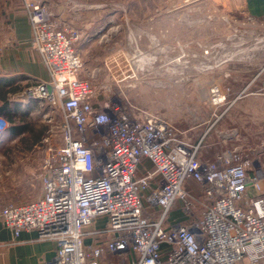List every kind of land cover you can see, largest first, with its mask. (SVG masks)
Here are the masks:
<instances>
[{
    "label": "built area",
    "instance_id": "built-area-1",
    "mask_svg": "<svg viewBox=\"0 0 264 264\" xmlns=\"http://www.w3.org/2000/svg\"><path fill=\"white\" fill-rule=\"evenodd\" d=\"M21 2L31 43L49 73L28 84L23 99L63 111L64 144L44 161L39 197L0 205L4 225L16 237L27 230L54 241L56 254L43 264H99L103 253L126 250L136 254L135 264H238L245 257L258 264L264 257V164L238 147L230 157L203 161L199 144L182 139L163 116L140 117L118 103H96L98 91L81 77L80 35L62 25L49 0ZM212 92L215 102L226 99L218 86ZM258 94L264 95V80ZM8 125L0 113V136ZM144 160L153 169L138 174ZM188 180L200 185L206 203L201 217ZM145 198L160 207L158 217L146 212ZM176 201L188 222L168 225ZM100 215L108 216L111 236L86 246V228ZM162 243L169 246L165 257Z\"/></svg>",
    "mask_w": 264,
    "mask_h": 264
},
{
    "label": "rangeland",
    "instance_id": "rangeland-1",
    "mask_svg": "<svg viewBox=\"0 0 264 264\" xmlns=\"http://www.w3.org/2000/svg\"><path fill=\"white\" fill-rule=\"evenodd\" d=\"M8 1L0 0V56L15 46L3 41L8 33ZM49 2L62 25L80 35L75 46L85 62L81 77L98 91L96 103H118L135 115L163 116L178 130L183 125L197 126L198 101L219 103L212 92L218 85L214 83V68L224 66L231 55L232 59L246 60L264 54V18L249 15L243 5L231 9L235 0ZM237 52L242 54L235 56ZM208 84L209 95L204 86ZM187 102L191 105L189 119ZM260 109L264 115V106ZM11 114L7 130L0 136V205L39 196L44 161L64 144V113L60 108L23 99ZM225 133L230 135L225 139L244 143L233 148L246 149L251 158L264 164V138L251 146L242 136L239 139L235 127ZM201 203L204 211L206 203ZM196 209L199 217L202 213Z\"/></svg>",
    "mask_w": 264,
    "mask_h": 264
},
{
    "label": "crops",
    "instance_id": "crops-1",
    "mask_svg": "<svg viewBox=\"0 0 264 264\" xmlns=\"http://www.w3.org/2000/svg\"><path fill=\"white\" fill-rule=\"evenodd\" d=\"M240 1L238 6L236 4L231 8L243 5L249 15L264 18V0ZM6 21L8 22L6 26L8 33L3 41L9 40L15 46L6 49L4 55L0 56V77H5L8 81L7 89L11 91L9 93L11 102L19 103L23 100V90L30 81L33 83L47 80L49 73L40 52L31 43V24L21 0L7 2ZM240 53L242 54V52H237L235 56H240ZM256 55L246 60L232 59L233 55H231L224 66L214 68V83L218 84L221 93L227 98L213 105L206 101H198L200 120L197 126L183 125L181 130L174 127L182 139L199 144L198 156L201 160L213 161L221 154L230 157L231 150H233L230 147L233 148L234 144L238 147L244 146V143L236 142V139L224 138L225 132L234 127L239 131V139L242 136L243 141L251 146L258 144L259 140L264 138V115L260 109L264 106V95L258 94L264 80V54ZM204 86L208 87L205 91L209 95V84ZM2 102L0 98V106ZM187 104V118L189 119L188 110L191 105L189 102ZM142 114L134 115L143 117L152 113ZM243 122L247 124L242 127L240 124ZM259 123L263 124L258 125ZM150 169H153V164L149 160H144L139 167L138 174ZM187 187L188 195L190 199H193L197 208L196 211L198 210V214L202 213L199 215L201 217L203 211L199 206L202 201L201 198H197L200 195V185L194 180H188ZM143 195L146 197L147 191ZM37 197L31 199L26 197L24 201L19 202H27ZM196 203L199 205L196 206ZM144 204L146 212L156 217L159 216L160 207L158 205L150 204L146 198ZM187 222L188 217L182 209L181 201H176L171 208L167 224H186ZM108 224V216L100 215L91 225L87 226L85 245L105 243L111 236L106 230ZM56 249L57 245L54 241L39 238L36 231L23 230L19 236H14L12 230L0 220V264H43L54 257ZM168 249V244L162 243L163 257L166 256ZM135 259L136 254L132 250L107 251L100 256L99 264H135ZM238 264L252 263L249 257H245ZM258 264H264V257Z\"/></svg>",
    "mask_w": 264,
    "mask_h": 264
},
{
    "label": "trees",
    "instance_id": "trees-1",
    "mask_svg": "<svg viewBox=\"0 0 264 264\" xmlns=\"http://www.w3.org/2000/svg\"><path fill=\"white\" fill-rule=\"evenodd\" d=\"M8 81L5 77H0V98L3 101L0 106V113L9 118L12 119L11 111L14 108V105H16L17 102L12 103L9 99V93L11 92L9 89H7Z\"/></svg>",
    "mask_w": 264,
    "mask_h": 264
},
{
    "label": "bare ground",
    "instance_id": "bare-ground-1",
    "mask_svg": "<svg viewBox=\"0 0 264 264\" xmlns=\"http://www.w3.org/2000/svg\"><path fill=\"white\" fill-rule=\"evenodd\" d=\"M236 2H235V4H237V6L239 5V3L241 2L240 0H235ZM231 9H233V8H231Z\"/></svg>",
    "mask_w": 264,
    "mask_h": 264
}]
</instances>
